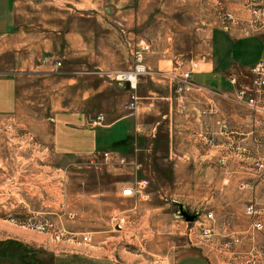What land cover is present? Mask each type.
<instances>
[{"label": "rangeland", "instance_id": "374dc122", "mask_svg": "<svg viewBox=\"0 0 264 264\" xmlns=\"http://www.w3.org/2000/svg\"><path fill=\"white\" fill-rule=\"evenodd\" d=\"M147 7L172 13L168 19L155 18L154 31L149 35L157 34L152 41L154 47L155 41L159 47L173 41L177 67L190 62L193 53L184 51L194 46L195 30L201 22L205 25L203 40H207L213 25L228 26V30L236 26L243 34L264 30V0H156ZM137 45L148 49L143 50L145 72L135 77L134 85L141 77L159 82H153L156 100L152 101V111L146 105L148 99L139 101L143 102L139 109L145 111L146 119L143 125H137L138 134L133 137L137 149L128 146L119 150L131 154L128 158L123 155L124 164L117 162V155L106 159L101 152L74 157L54 154L49 146V118L62 101L69 99V93H76L70 91L68 83H50L51 78L41 75L19 81L16 112L0 115V250H9L5 254H10L7 259L0 258L1 264H19L18 247L39 264H163L161 253L167 249L174 259L196 249L203 252L209 264H264V226H252L254 220L264 224V111L251 112L237 103L234 95L222 96L217 101L227 134L230 117L225 110L232 104L245 110L236 113L241 122L233 129L243 148L234 145L233 149H223L222 161L216 164L201 163L193 151V164L185 165V172L181 171L183 165L175 166L177 179H172L171 165L159 160L166 155L164 147L157 153L154 150L158 137L164 139L169 129L166 124L170 125L171 118H162V114L177 109L174 124L179 132L187 126L183 120L190 119L196 125L194 109L213 97L202 88L186 84L184 88L180 81L184 71L166 75L150 67L147 61L153 46L149 37L137 40ZM10 59L6 52L0 58V79L8 73ZM137 106L138 102L135 109ZM192 134L195 139L197 133ZM145 141L146 163L139 161L137 154ZM231 153L234 158L228 160L226 155ZM133 160L139 165L137 174L142 171V178L149 181V197L138 202L117 195L107 175V166L120 169L112 168L126 179L120 183L121 189L126 187L135 176ZM116 163L121 166L113 165ZM123 165L134 169L126 173ZM173 201L182 203L190 213H198L195 221L179 216ZM137 203L157 209L139 218ZM166 220L172 221L174 244L162 242L160 234ZM40 224H47V228L40 230Z\"/></svg>", "mask_w": 264, "mask_h": 264}, {"label": "crops", "instance_id": "0c3cea01", "mask_svg": "<svg viewBox=\"0 0 264 264\" xmlns=\"http://www.w3.org/2000/svg\"><path fill=\"white\" fill-rule=\"evenodd\" d=\"M155 2L156 0H0V58L6 52L11 56L12 62L8 73L0 79V115L9 116L16 112L19 81L28 80L32 75H41L51 78L50 83H68L70 91H74L76 96L69 93V99L62 101L59 109L49 118L48 138L51 151L60 156L72 157L116 151L128 158L131 154H124L119 150L128 146L135 149L138 146L133 142V137L138 134L135 129L137 125H143V120L145 122L146 119L145 111L139 109V103L143 102L139 101L141 98L148 99L146 105L152 111V101L156 100L153 82L159 81L141 77L137 82L138 86L131 87L127 81H119L114 75L132 68L131 48L137 45V40L149 37L153 46L147 61L152 65L150 67L161 70L166 75L189 71L187 86L202 88L213 97L209 98V103H203L204 107L194 109L197 115L196 125L190 119L183 120L187 126H183L179 132L174 124L177 109L170 108L162 114V118L169 116L171 120L170 125L166 124L169 129L165 131L164 139L159 136L154 146L156 153L160 147L165 149L166 155L159 160L171 165L172 179H177L175 166L183 165L181 171L185 172V165L193 164V151L202 159H198L201 163H220L222 150L227 147L233 149L234 145L236 147L239 144L234 135L237 131L233 129H237L241 122L236 113L242 114L245 110L242 111L233 104L225 110L230 117L228 135L222 128L224 113L217 100H221L222 96L232 95L235 87L229 81L230 75L236 74L239 83L246 82L248 68L256 62H264V30L243 34L236 26L225 30L219 25H213L209 28L207 40H203L205 25L201 22L195 30L197 35L194 46L184 51L193 53L190 60L185 56L190 62L177 67L172 54L173 41H167L165 47H159L155 41L154 47L152 41L157 34L149 35L154 31L155 18L168 19L172 16V13L154 12L152 8L148 10L147 4ZM57 60L61 62L58 67L55 65ZM182 85L185 88V84ZM132 96L137 99L138 106L134 111L127 112L125 105ZM99 113L104 114L105 120L102 125L95 126L87 117ZM192 133H197L195 139ZM161 140L164 141L160 142ZM146 144V141L145 144L141 143V152L137 153L139 161L145 160V163L148 161ZM226 158L233 160L234 156L231 153ZM113 165L121 166L118 163ZM123 166L128 169L126 173L129 174L134 169L132 165ZM107 167L110 185L121 196L120 183L126 179L115 173L120 169ZM142 175V171L138 173V177L142 178ZM135 201L138 202V199L135 198ZM148 206L150 205L147 203H137L139 218H144V215L154 213L157 209L154 206L146 208ZM162 227V242L174 244L172 221L166 220ZM145 252L150 253V250ZM171 253L168 249L161 253V263L209 264L203 252L196 249L186 250L176 259ZM169 256L171 261L168 263Z\"/></svg>", "mask_w": 264, "mask_h": 264}, {"label": "built area", "instance_id": "2783aa9c", "mask_svg": "<svg viewBox=\"0 0 264 264\" xmlns=\"http://www.w3.org/2000/svg\"><path fill=\"white\" fill-rule=\"evenodd\" d=\"M227 16L228 18L231 17L230 14H228ZM223 28L225 30H228V26H223ZM144 49H148V47H144V45H137V47H132L133 66L130 70L119 73V75L116 76L117 80L127 81L131 87L135 86V77H138L140 74H143L145 72V65L143 62ZM55 65L60 66L61 63L57 61ZM189 77L190 72H184L183 76L180 79L181 83L186 85L189 84ZM229 81L235 87L232 95H234L237 99V103L247 107L248 110L251 112H255L258 110L264 111V62H256L248 68V79L246 82L239 83L236 74L230 75ZM136 105L137 99L132 96L131 100L125 105V107L130 111H134ZM88 119L91 124L100 125L101 122L104 120V116L102 113H99L95 116H90ZM136 129L138 132V126ZM236 147L237 149L243 148L240 144H237ZM115 155H117V162L119 164L126 163L125 157L123 155L120 156V154H118L117 152H102L103 158L106 159L114 157ZM133 161L135 164V176L132 177V180L130 181L131 183L129 185L121 189V196L133 197L137 199H147L149 197V192L147 191L149 181L147 179H143L137 176L139 165L136 160ZM256 164L262 166L261 163H259L258 161L256 162ZM210 216L211 213L206 214L207 218H209ZM38 226L40 230L42 228H47V224H40ZM252 226L256 229H260L263 228L264 224L260 220H254L252 222Z\"/></svg>", "mask_w": 264, "mask_h": 264}, {"label": "trees", "instance_id": "16d2710c", "mask_svg": "<svg viewBox=\"0 0 264 264\" xmlns=\"http://www.w3.org/2000/svg\"><path fill=\"white\" fill-rule=\"evenodd\" d=\"M17 251L19 252V255H18V260H19V264H39V263H35L34 260L30 259L27 257V253L25 252V250L23 248H17ZM5 253H9V250H0V258L1 259H7L8 256L10 255H7ZM42 264H45V263H42Z\"/></svg>", "mask_w": 264, "mask_h": 264}, {"label": "water", "instance_id": "95a60500", "mask_svg": "<svg viewBox=\"0 0 264 264\" xmlns=\"http://www.w3.org/2000/svg\"><path fill=\"white\" fill-rule=\"evenodd\" d=\"M173 203H176V205L178 206V212L177 214L181 217H183L186 221L188 222H192L195 221V219L198 216V213H190L185 206L180 203V202H175L173 201Z\"/></svg>", "mask_w": 264, "mask_h": 264}, {"label": "bare ground", "instance_id": "6f19581e", "mask_svg": "<svg viewBox=\"0 0 264 264\" xmlns=\"http://www.w3.org/2000/svg\"><path fill=\"white\" fill-rule=\"evenodd\" d=\"M135 148L137 149V146Z\"/></svg>", "mask_w": 264, "mask_h": 264}]
</instances>
